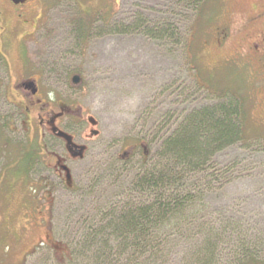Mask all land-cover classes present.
<instances>
[{
    "label": "rangeland",
    "instance_id": "obj_1",
    "mask_svg": "<svg viewBox=\"0 0 264 264\" xmlns=\"http://www.w3.org/2000/svg\"><path fill=\"white\" fill-rule=\"evenodd\" d=\"M254 1L203 0L186 17L174 0H31L28 23L16 28L26 39L29 65L22 67L24 54L14 42L6 51L8 67L0 63V90L37 78L46 101H52L50 113H69L59 125L86 150L83 158L70 156L46 127L40 136V105L14 90V96L0 95V264H35L48 251L62 260L68 253L63 226L75 219L79 195L91 190L93 178L124 153L140 165L143 146L153 149L191 110L220 102L221 96L240 104L243 134L215 156L231 179L208 199L243 218L248 233L262 232L257 253L264 264V123L248 70L227 61L234 43L246 36ZM81 21L87 29L79 36ZM159 21L169 26L152 38L147 32ZM224 27L236 40L220 51L216 42ZM26 127L28 148L38 154L40 143L54 151L44 155L47 168L36 154L31 169L28 153L20 157ZM53 165L60 176H54ZM62 166L71 175L66 185Z\"/></svg>",
    "mask_w": 264,
    "mask_h": 264
},
{
    "label": "trees",
    "instance_id": "obj_2",
    "mask_svg": "<svg viewBox=\"0 0 264 264\" xmlns=\"http://www.w3.org/2000/svg\"><path fill=\"white\" fill-rule=\"evenodd\" d=\"M174 1L188 17L203 0ZM155 23L147 32L152 38L169 26L168 21ZM76 27V35L86 32L84 21ZM219 101L191 110L148 152L143 146L140 165L126 154L107 164L93 178L91 190L79 195L75 219L63 226L68 253L55 261L48 251L36 263L262 264L257 253L262 232L248 233L243 218L213 207L208 199L231 179L228 167L218 166L215 156L243 134L238 101L225 96ZM32 148L29 169L36 154ZM36 156L40 158L39 151Z\"/></svg>",
    "mask_w": 264,
    "mask_h": 264
},
{
    "label": "flooded vegetation",
    "instance_id": "obj_3",
    "mask_svg": "<svg viewBox=\"0 0 264 264\" xmlns=\"http://www.w3.org/2000/svg\"><path fill=\"white\" fill-rule=\"evenodd\" d=\"M31 5V0H0V63L1 67L6 69L8 67L7 62V49L10 48L13 43H17L16 46L21 48V53L24 54L23 43L26 40L25 38H19V35L16 32V28L22 27L28 23V8ZM254 12L246 20L248 23V31L246 32V36H243V41L245 42L244 46L242 45L243 41L238 43H234L231 49H233V53L230 55V58L227 61L233 63L236 66L245 67L248 70V81L251 85H255L254 95L259 99L260 106V117L259 120L264 123V0H255L253 2ZM236 34V33H235ZM231 35V31L227 30L226 27L220 33V38L216 42L217 48L221 51L226 47L228 41H234L236 38ZM242 42V43H241ZM21 65L22 67L29 65V58L24 55L21 56ZM244 59V61L242 60ZM32 83V84H30ZM13 86H7V88H2L0 91V95L10 97L14 96L12 90L16 91V95H19L22 99L31 101L32 106H41L40 111L42 114L39 116V125L38 131L41 130L42 127H46L50 130V135L61 140L69 155L68 148L73 146L67 145V141L58 135V131H63L66 134L71 136V142L73 145L79 146L74 141V136L72 133L61 127L59 125V120L64 118V116L69 113L66 111H62L56 114H52L49 111V107L52 101H46V98L43 94V91L39 85V81L37 78H22L18 82L12 84ZM1 88V87H0ZM11 91V92H10ZM28 115V112L25 111ZM25 114V115H26ZM4 125V127H6ZM27 128V127H26ZM54 129H56L54 131ZM12 131L13 129L10 128ZM26 139L20 142V157L23 159L25 155L28 153V128L26 129ZM40 136H42V131H39ZM3 133L0 131V137H3ZM42 137H40L41 139ZM44 141V139H41ZM42 143V142H41ZM83 150V154L86 150V146ZM39 155L43 161L44 168H47V162L44 160V155L47 153H54V151L47 150L45 145L38 143ZM129 151H133V146L129 148ZM126 154V153H124ZM84 156V155H83ZM83 158V157H81ZM7 168V167H6ZM50 169H54L53 166H49ZM62 169L66 172V178L63 179L62 183H67V181L71 180V175L69 174V169L66 166H62ZM54 176H60L59 172L56 171V168L53 170ZM68 171V172H67ZM28 172V170H27ZM61 182V180H60Z\"/></svg>",
    "mask_w": 264,
    "mask_h": 264
},
{
    "label": "water",
    "instance_id": "obj_4",
    "mask_svg": "<svg viewBox=\"0 0 264 264\" xmlns=\"http://www.w3.org/2000/svg\"><path fill=\"white\" fill-rule=\"evenodd\" d=\"M71 80H72L73 83H77L78 80H79V76L78 75H74ZM30 84H32V83H30ZM55 130L56 129H54V131ZM58 135L63 137L67 141V145H71V146L74 147V149H72L71 147L68 148V150L71 153L72 157H82L83 156V150L85 149L84 146H82V145H79V146L73 145L72 142H71V136L66 134L63 131H58Z\"/></svg>",
    "mask_w": 264,
    "mask_h": 264
}]
</instances>
